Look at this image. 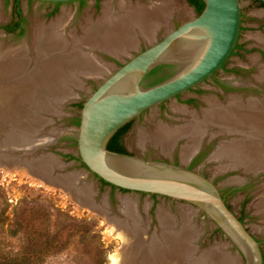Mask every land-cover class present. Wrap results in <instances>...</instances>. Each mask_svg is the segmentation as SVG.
<instances>
[{
  "label": "rangeland",
  "instance_id": "374dc122",
  "mask_svg": "<svg viewBox=\"0 0 264 264\" xmlns=\"http://www.w3.org/2000/svg\"><path fill=\"white\" fill-rule=\"evenodd\" d=\"M122 2L129 6L145 7L166 3L173 9L167 20L169 22L166 21L164 26L156 31L155 38L149 41L138 34L137 47L125 55L118 56L117 59H113L105 51L84 48L85 52L91 54L93 52L104 63H109L112 69L100 78H85L79 75L82 87H71L65 98L59 101L60 104L51 99L52 103H46L45 109L36 108L35 119L39 122L43 121L36 137L54 144L23 156L34 158L53 154L58 157L63 165L59 162L58 165L62 167L56 168V172L66 175L80 174L78 186L91 187L94 192V202L108 206L109 215L112 217L126 220V215L122 212V204L128 199L127 202L136 205L141 218L144 219L142 223L143 227L147 228L146 240L148 241H151L155 235L160 236L162 232L163 226L159 217V212L162 211L173 216L171 218H175L173 220L178 226L177 230L187 223L188 226L193 225L195 233L197 232L193 244L196 255L199 256L219 246L218 248H223L224 252L230 256H235L238 264H243L242 255L238 253L230 239L196 206L169 197L121 190L102 183L79 160L77 141L72 134L67 133L68 131L76 132L80 122L81 106L104 78L131 57L162 40L170 31L198 15L187 0H86L61 5L39 0H19V4L16 5V0H0V27L17 21L18 7L24 16L21 31L8 33L0 29L1 50L8 52L27 45L30 48V57L34 58L36 56L35 32L39 26L50 25L60 19L67 38L72 35L82 37L89 20L100 19L106 6H110L116 13L120 12ZM241 7L244 28L240 32V43L225 63V67L215 73V79L231 83H252L258 87V90L235 91L219 97L220 88L215 84V79L209 78L199 84L202 92L186 91L181 97L172 98L163 106L160 104L154 106L134 118L121 140L128 151L147 159L177 161L183 164L182 147L186 140L178 139L176 145L174 144L171 148L172 151L164 153L162 147L155 144L156 141L154 142L152 138L153 132H156L160 125L169 128L181 127L189 123L193 115L195 118L202 119V112L209 108L212 100L221 105H227L234 99L243 100V102H247L250 98L264 99V79H260L261 72L264 70V6L255 0H242ZM33 66L34 62L31 61L28 64V70H31ZM238 67L243 68L244 72L236 75L233 70ZM193 96L198 97L196 101L199 108L190 103L189 99ZM17 105L25 107L27 102L18 101ZM185 111L187 114H184ZM33 124L26 122L25 125ZM218 129L215 125L213 127L209 125L210 136L204 139L208 142L212 136L211 133L215 132V141L207 153L200 158L194 170L215 181L225 195L230 209L261 241L264 255V212L258 208V203L264 196V172L247 171L244 167L223 170L222 164L220 165L211 156L220 141L240 137V135L218 134ZM17 131L21 132L12 133L13 137L18 136L22 139L31 132L22 126ZM19 134H23V137ZM142 136L144 142L146 141L145 144ZM18 174L0 167V264H112L111 255L120 250L123 244L117 237L113 240L108 237V231L112 225L105 216L86 208L81 209L79 204L62 189L48 186L27 174ZM226 258L231 260L229 256Z\"/></svg>",
  "mask_w": 264,
  "mask_h": 264
},
{
  "label": "bare ground",
  "instance_id": "6f19581e",
  "mask_svg": "<svg viewBox=\"0 0 264 264\" xmlns=\"http://www.w3.org/2000/svg\"><path fill=\"white\" fill-rule=\"evenodd\" d=\"M157 4L145 7L129 6L122 2L121 11L118 13L110 6H106L100 19L87 22L82 37L72 35L67 38L60 19L50 25H41L35 32L34 58L30 57V48L27 45L14 50L10 48L11 51L8 52H3L0 47V119L4 118L0 120V148L5 145L19 147L39 143L40 138L35 136L43 121L35 119L36 108L45 109V104L50 103L51 99L59 103L71 87H80L79 75L100 78L112 69L109 63H104L93 52L92 54L85 52L84 48L92 51L99 49L118 57L137 47L138 34L149 41L155 38L156 31L164 26L173 9L170 4ZM31 61L34 62V66L28 70ZM261 75L259 78L264 79V70ZM24 100L27 106L17 105L18 101ZM184 114H187L186 111ZM194 116L189 123L181 127L169 128L160 125L161 127L159 126L160 128L152 134L155 144L160 145L164 153H168L178 139H185L182 160L188 162L199 150L203 139L210 134L209 125L212 127L215 125L219 128L218 134L240 135L219 144L211 156L222 164L223 170L236 167H244L247 171L256 173L264 170V99L250 98L247 102L234 99L226 106L212 100L209 108L204 109L202 119ZM26 122L34 124L26 126ZM21 126L31 131L24 137L23 134H19L25 140L12 135L14 132L20 133L21 131L18 132L17 129ZM211 134L214 136L215 132ZM142 139L144 142V137ZM48 156L45 155L38 161L27 162L0 152V167L20 175L27 174L48 186L62 189L81 209L86 208L105 216L112 225L108 237L112 240L117 237L123 244L120 250L111 255L112 264L239 263L235 256H230L223 248H218L219 246L199 256L196 255L193 244L197 232L195 233L193 225L188 226L187 223L177 230L175 218L162 211L159 212L163 226L160 236L155 235L151 241L146 240L147 228L143 227V218L136 205L128 203V199L124 200L122 212L126 215V220L112 217L109 215L108 206L94 202L91 187L78 186L80 174L50 175L51 170L59 166V161L56 157ZM258 208L264 212V196L258 203ZM227 256L231 257V260H228Z\"/></svg>",
  "mask_w": 264,
  "mask_h": 264
},
{
  "label": "water",
  "instance_id": "95a60500",
  "mask_svg": "<svg viewBox=\"0 0 264 264\" xmlns=\"http://www.w3.org/2000/svg\"><path fill=\"white\" fill-rule=\"evenodd\" d=\"M203 1L205 8L201 14L173 29L104 78L84 102L76 132L67 133L75 137L81 162L97 178L122 190L169 197L196 206L230 239L242 255L243 264H264L259 240L230 209L218 185L199 171L186 167L189 161L183 162L184 165L174 164L108 148L110 140L125 124L204 82L231 57L241 31L242 0ZM160 66L167 67L165 79L153 83L150 73ZM39 140L30 146L5 145L0 152L27 162L38 161L45 155L34 158L23 155L54 144ZM61 165L54 167L50 175H66L56 172Z\"/></svg>",
  "mask_w": 264,
  "mask_h": 264
},
{
  "label": "flooded vegetation",
  "instance_id": "af4514ba",
  "mask_svg": "<svg viewBox=\"0 0 264 264\" xmlns=\"http://www.w3.org/2000/svg\"><path fill=\"white\" fill-rule=\"evenodd\" d=\"M40 1V0H39ZM84 1H86V0H80V1H74V2H84ZM255 1H257V2H259V3H261L263 6H264V3L262 2V1H259V0H255ZM44 2V1H43ZM46 3H51V4H56V5H61V4H63V3H56V2H46ZM68 3V2H67ZM19 4V0H16V5H18ZM16 16L18 17L17 18V21L16 22H14V23H12L11 24V26L13 25H16L17 23H19V25H18V27L13 31V32H8V33H15V32H18V31H21L22 30V23H23V20H24V16L22 15V13H21V10H20V8L18 7L17 8V10H16ZM7 26V25H6ZM5 26H1L0 27V29H4L5 30V28H4ZM6 31V30H5ZM7 32V31H6ZM238 42H239V40H238ZM237 46H238V43H237V45H236V47H235V50L237 49ZM235 50H234V52H235ZM233 52V53H234ZM232 53V54H233ZM123 65V64H122ZM121 65V66H122ZM120 66V67H121ZM161 68H160V70H158L155 74H151L150 73V76H149V78H152L153 79V83L157 80V79H160V78H163V77H165L166 76V72H167V67H165V66H160ZM223 67H225V64H224V66ZM222 67V68H223ZM222 68H220V69H222ZM219 69V70H220ZM244 72V70H243V68H234V70H233V73H235L236 75H238V74H242ZM216 73V72H215ZM215 73L211 76V77H209V78H213V79H215L216 77H215ZM208 78V79H209ZM215 84L216 85H218V87L220 88V92H219V97H224V96H226L227 94H229V93H231V92H237V91H244V90H252V91H257L258 90V87L255 85V84H252V83H231V82H229V81H223V80H219V79H215ZM188 91H195L196 93H200V92H202V89H201V87H199V84L197 85V86H195L194 88H192V89H190V90H188ZM181 95L182 94H180V95H178L177 97H181ZM176 97V98H177ZM196 99H198V97H196V96H193V97H191V99H189V101H190V103L192 104V105H194V107H196V108H199V106H198V102L196 101ZM161 106H163V105H165V102L164 103H161L160 104ZM219 105H221V104H219ZM223 106H226V105H223ZM202 114H203V112H202ZM203 116V115H202ZM131 121H133V120H131ZM126 125V124H125ZM124 125V126H125ZM122 128V127H121ZM126 134V133H125ZM226 134H228V133H226ZM213 137V138H212ZM215 137H216V135H214V136H211V138H210V140L208 141V142H206L205 141V139H203V141H202V144H201V146H200V148H199V150L197 151V153L189 160V162H188V165H186V167L187 168H189V169H192V170H194L195 169V167H196V164L199 162V160H200V158L202 157V156H204L206 153H207V151L211 148V146H212V144L214 143V141H215ZM214 139V140H213ZM232 139V138H231ZM231 139H226V140H223V141H220L219 142V144H221V143H223V142H226L227 140H231ZM233 141V140H232ZM218 146L219 145H217V148H218ZM216 148V149H217ZM216 151V150H215ZM170 162H172V161H170ZM172 163H174V164H180V162H177V161H174V162H172ZM215 182V181H214ZM112 187H114V186H112ZM114 188H117V187H114ZM122 190V189H121ZM221 191V190H220ZM221 194H222V196H223V198H224V200L226 201V199H225V195L223 194V192L221 191ZM227 203V202H226ZM260 242V244H261V241H259Z\"/></svg>",
  "mask_w": 264,
  "mask_h": 264
},
{
  "label": "trees",
  "instance_id": "16d2710c",
  "mask_svg": "<svg viewBox=\"0 0 264 264\" xmlns=\"http://www.w3.org/2000/svg\"><path fill=\"white\" fill-rule=\"evenodd\" d=\"M187 2L193 6L196 10V12L198 14H201L205 8V2L203 0H187ZM19 23H17L16 25H7L5 26V30L7 32H13L17 27H18ZM161 67H157L155 68L151 74H155L158 70H160ZM163 79H165V77L157 79L154 83L160 82ZM83 106H81L82 108ZM132 121L128 122L125 126H123L122 128H120L118 130V132L113 136V138L110 140L108 148L111 151H115V152H119V153H129L128 150L124 147L123 143H122V137L125 135V133L129 130L130 126H131ZM80 124V122H79ZM81 161V159H79ZM84 165V164H83ZM85 166V165H84ZM101 180V179H100ZM102 183L109 185L108 183H106L105 181L101 180ZM111 186V185H110ZM115 187V186H114ZM241 220V219H240ZM242 221V220H241Z\"/></svg>",
  "mask_w": 264,
  "mask_h": 264
},
{
  "label": "crops",
  "instance_id": "0c3cea01",
  "mask_svg": "<svg viewBox=\"0 0 264 264\" xmlns=\"http://www.w3.org/2000/svg\"><path fill=\"white\" fill-rule=\"evenodd\" d=\"M243 17V16H242ZM241 23H242V25H241V30L244 28V23H243V21L241 20ZM249 27H251V26H249ZM241 32V31H240ZM238 43H240V42H238Z\"/></svg>",
  "mask_w": 264,
  "mask_h": 264
}]
</instances>
